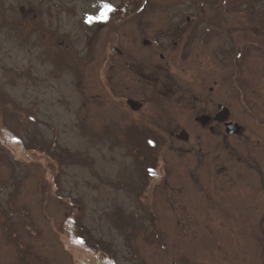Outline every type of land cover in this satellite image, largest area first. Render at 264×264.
Returning <instances> with one entry per match:
<instances>
[{
  "label": "rangeland",
  "instance_id": "374dc122",
  "mask_svg": "<svg viewBox=\"0 0 264 264\" xmlns=\"http://www.w3.org/2000/svg\"><path fill=\"white\" fill-rule=\"evenodd\" d=\"M0 264H264V0H0Z\"/></svg>",
  "mask_w": 264,
  "mask_h": 264
},
{
  "label": "flooded vegetation",
  "instance_id": "af4514ba",
  "mask_svg": "<svg viewBox=\"0 0 264 264\" xmlns=\"http://www.w3.org/2000/svg\"><path fill=\"white\" fill-rule=\"evenodd\" d=\"M145 42V41H144ZM196 44V42H194V43H191V44H185L184 45V49L182 50V52H183V54H182V57L184 58V56H185V54L186 53H188L190 50L188 49V47H192L193 45H195ZM145 45V44H144ZM146 46V45H145ZM166 48H170V46L169 45H167L166 46ZM118 49V52H119V54H118V56H119V58H121L122 56L123 57H125L126 58V56H124V55H127V56H129L128 54H127V52H125V51H122L120 48H117ZM144 50V48L142 49V48H139V49H137V51H138V54L137 55H142V58H143V56H144V54H146V52H143V53H141L142 51ZM184 52H185V54H184ZM194 52V49L191 51V53H190V57H192V56H194V54H192ZM160 61H162V62H166L167 63V65L169 64V62L168 61H164L165 60V58H167V56H166V54L165 53H161L160 55ZM150 59H151V61L154 63H156L157 61H156V58L154 57V58H152V57H150ZM138 61L139 62H142L140 65H142V64H145L146 62H143V61H145V60H140V59H138ZM127 62V60L126 59H123V63H126ZM152 62H149V61H147V65L148 66H150L151 65V63ZM193 64V63H192ZM129 66V68L130 67H132L131 65H128ZM170 66H171V64H170ZM153 67V66H152ZM154 69L152 68V70H151V72L152 73H157L156 71H153ZM170 69H168V71H169ZM159 75V74H158ZM136 80L137 81H143L141 78H136ZM145 81H147L146 79H144ZM162 91V90H161ZM211 91H213V89H211L210 90V92ZM137 93V92H136ZM138 94V93H137ZM161 94V96H163L164 97V99L163 100H161V105H162V107H160V106H158L159 107V110H158V108H157V106H156V108H155V110L153 111V112H149V113H147V116H152V117H155V120H156V123L158 122V123H160V125H164V126H167L168 124L169 125H171L172 126V123H173V120H172V113H170L171 112V110H175L177 107H176V105H174V102H175V98H171V97H168V96H164V94L161 92L160 93ZM195 95V94H194ZM135 96V95H134ZM130 97V99H128V101L129 102H131V104L129 103V105H130V107H137L138 109H140V108H143L142 106H141V104H142V102H147V103H151V104H153V102H151V101H149V99H143L142 101H139L137 98L138 97ZM196 96V95H195ZM201 97H200V99H199V101L197 102V101H195V100H192V102L195 104V106L194 107H192V109L194 110L193 111V113H191V115H193V122L195 123V125L197 126V127H199L200 129L202 128L204 131H209L210 130V132L217 126V127H219L221 130H223L224 131V136H225V140H228L229 138H228V136H231V137H234L235 135L234 134H229L228 132H227V127H228V125H227V123H232V124H238L237 122H231V121H227V119H225L226 118V116L225 115H222L221 113H220V110H221V108H223L224 107V103H217L218 105H217V107L216 108H213L212 109V111L209 109V103H208V93L207 94H201L200 95ZM221 97V96H220ZM170 99V100H169ZM216 99H217V96H216ZM220 100V99H219ZM127 101V102H128ZM168 101H170V107H168V105H167V102ZM190 102H188V104H189ZM144 104V103H143ZM191 104V103H190ZM153 106H155L154 104H153ZM165 107H167V108H165ZM223 109H225V108H223ZM152 120L154 119V118H151ZM148 123V122H147ZM239 125V124H238ZM170 126V127H171ZM240 126V125H239ZM196 127V129H198ZM182 139H181V138ZM174 138H176V140H183V141H185V140H188L189 139V137H188V134H187V132H186V130L185 129H182V131L181 132H179L178 133V135L176 134H174Z\"/></svg>",
  "mask_w": 264,
  "mask_h": 264
},
{
  "label": "water",
  "instance_id": "95a60500",
  "mask_svg": "<svg viewBox=\"0 0 264 264\" xmlns=\"http://www.w3.org/2000/svg\"><path fill=\"white\" fill-rule=\"evenodd\" d=\"M114 52H116V50L114 49ZM131 104V102H129ZM228 129L227 132L229 134H234L235 132H237L238 130V125L237 124H232V123H228Z\"/></svg>",
  "mask_w": 264,
  "mask_h": 264
},
{
  "label": "snow or ice",
  "instance_id": "6c2138e0",
  "mask_svg": "<svg viewBox=\"0 0 264 264\" xmlns=\"http://www.w3.org/2000/svg\"><path fill=\"white\" fill-rule=\"evenodd\" d=\"M103 7H104V9H105V12L103 13V15L106 16V15H107V12L110 11L111 9H110V6L107 5V4H105Z\"/></svg>",
  "mask_w": 264,
  "mask_h": 264
}]
</instances>
